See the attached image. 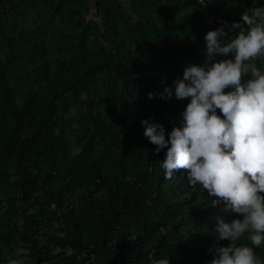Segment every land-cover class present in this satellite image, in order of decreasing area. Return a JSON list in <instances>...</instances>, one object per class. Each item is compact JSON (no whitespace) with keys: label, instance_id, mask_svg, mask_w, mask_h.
Returning <instances> with one entry per match:
<instances>
[{"label":"trees","instance_id":"trees-1","mask_svg":"<svg viewBox=\"0 0 264 264\" xmlns=\"http://www.w3.org/2000/svg\"><path fill=\"white\" fill-rule=\"evenodd\" d=\"M53 1L0 0V264H10L14 246L43 223L59 225L48 242L62 251L50 254L35 241L31 264H154L165 257L169 264H209L218 219L242 217L215 206L218 198L201 185L190 186L186 169L165 181L160 162L168 149L156 155L141 123L151 119L167 133L181 126L191 98L148 94L171 87L189 65H203L204 38L190 32L184 39L171 23L178 8L165 0H132L137 22L130 29L118 24L115 0H97L105 43L91 48L98 25L79 30L77 0ZM215 2L224 27L244 24L242 1L232 9ZM49 15H72V26L53 28L48 47ZM56 54L57 62L70 59V72L56 71ZM254 62L264 70V57ZM83 95L87 111L76 120L82 150L72 155L58 108L67 111ZM247 237L236 244L252 246ZM254 252L262 261L264 244Z\"/></svg>","mask_w":264,"mask_h":264},{"label":"clouds","instance_id":"clouds-1","mask_svg":"<svg viewBox=\"0 0 264 264\" xmlns=\"http://www.w3.org/2000/svg\"><path fill=\"white\" fill-rule=\"evenodd\" d=\"M199 3L205 6L206 0ZM241 19L244 24L234 22L206 34L203 65H189L171 87L148 94L149 99L191 98L181 126L167 133L151 119L141 122L144 136L158 146L155 154L168 149L160 162L165 181L186 169L190 186L201 185L210 197L218 198L211 200L215 206L223 204L225 211L242 217L231 222L218 219L209 264H264L254 252L264 244V70L254 62L264 57V7H256L253 0ZM235 29H240L238 35H232ZM218 55L232 58L217 61ZM246 77L250 78L243 82ZM227 88L232 91L226 94ZM245 233L252 246L236 244ZM220 241L230 243L225 247ZM27 254L17 248L10 264H25Z\"/></svg>","mask_w":264,"mask_h":264},{"label":"rangeland","instance_id":"rangeland-1","mask_svg":"<svg viewBox=\"0 0 264 264\" xmlns=\"http://www.w3.org/2000/svg\"><path fill=\"white\" fill-rule=\"evenodd\" d=\"M132 0H115L113 4L115 5L114 14L117 17L118 24L121 28L130 29L136 22V16L131 12L130 5ZM169 4H175L178 8L179 16L176 21H172V25L179 30L180 35L187 39L190 37V32L197 37L198 39L204 38L206 34L212 30L224 27L225 22L218 17V7L215 0H206V5L199 3V0H165ZM228 5V9H232L234 0H222ZM248 8L253 7V0H240ZM47 3H54L53 0H44ZM78 8V17L80 19V29H85L86 27L92 30V26L98 25L100 31L95 33L91 32V48L98 47L101 43H105L101 34L104 31V20L103 16L99 14L97 10V0H77ZM256 7H264V0H255ZM68 18L58 19L57 16L52 18L50 15L45 20V32L48 43L51 30L55 27H61L67 32H70L72 22V15H67ZM233 35V34H232ZM56 52V50L54 51ZM57 54L54 58L53 66H56V71L59 74L68 73L71 70L70 59H66L64 62H57ZM223 59H228V57L223 56ZM134 58H137V55L134 54ZM214 59V58H210ZM86 97L83 95L80 98V102L72 103L71 107L64 111L62 104L59 105L58 112L62 115L63 119L66 121L65 131L66 139L68 140V152L72 155H77L82 150V146L79 142L80 133L79 126L76 123L77 119L83 117L86 113V107L81 101L85 100ZM98 112H103V109H99ZM83 145V144H82ZM19 226L21 230L25 227V220H19ZM59 225L53 223L51 226L43 223L38 226L33 227V231H30V239L28 241L20 240L18 245L14 246V253H16L17 248L26 249L28 254L23 257L25 264L34 263L31 250V244L36 241L37 247L42 249H47L50 251V254L59 253L62 251L59 247H56L53 244H49L48 238L51 235H59ZM70 254L71 252L68 251ZM31 254V255H30ZM264 261V259H262ZM31 262V263H30Z\"/></svg>","mask_w":264,"mask_h":264},{"label":"built area","instance_id":"built-area-1","mask_svg":"<svg viewBox=\"0 0 264 264\" xmlns=\"http://www.w3.org/2000/svg\"><path fill=\"white\" fill-rule=\"evenodd\" d=\"M42 264H47V262H44V263H42Z\"/></svg>","mask_w":264,"mask_h":264}]
</instances>
